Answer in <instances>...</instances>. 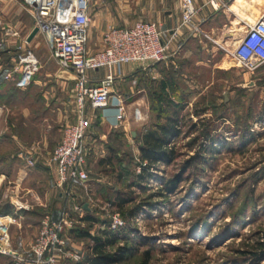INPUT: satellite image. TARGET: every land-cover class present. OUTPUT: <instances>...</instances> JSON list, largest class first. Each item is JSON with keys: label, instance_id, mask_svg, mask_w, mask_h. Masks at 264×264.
Instances as JSON below:
<instances>
[{"label": "rangeland", "instance_id": "374dc122", "mask_svg": "<svg viewBox=\"0 0 264 264\" xmlns=\"http://www.w3.org/2000/svg\"><path fill=\"white\" fill-rule=\"evenodd\" d=\"M205 7L204 16L208 17L201 30L209 37L189 34L172 56L175 64L165 67L176 89L171 95L180 105L165 108L166 112L178 111L180 119V134L171 141L174 160L153 167L145 181L132 184L141 171L136 143H123L122 137L112 134L108 143L115 151L104 145L103 159L95 153L87 155L91 179L87 189L77 182L57 186L70 196L73 213L70 209L68 213L73 221L80 219L76 213H89L95 217L90 229L93 235H101L104 229L117 233L118 240L106 245L107 252L132 239L135 245L130 257L115 264H251L240 251L252 247L264 231V64L253 73L238 66L222 47L230 46L227 40L241 34L243 23L229 31L234 16ZM89 46L96 49L98 43L89 39ZM32 49L41 67L28 88L18 89L0 77V102L4 104L0 156L7 153L14 159L11 168L0 164V171L15 180V184H7L15 185V204L25 201L29 204L26 208L38 211L43 207L40 200L53 183L42 161L59 141L63 127L75 120L77 111L73 73L54 63L39 34ZM225 60L229 64L223 63ZM163 75L134 82L135 88L141 86L147 91L148 112L129 119L131 127L137 126L140 132L164 120L151 106L159 81L167 74ZM204 131L207 137L202 135ZM29 155L34 157L33 166L26 165ZM19 168L27 173L22 182L17 178ZM177 173L182 178L176 190L161 194L165 180ZM118 193L131 196V202L118 208ZM80 201H88L91 211L75 210ZM140 202L150 205L129 216L128 211ZM113 213L121 215L123 225H110ZM29 214L24 225L11 224L9 229V244L24 254L38 234L42 217ZM69 244L84 258L93 243L83 238L70 239ZM69 262L74 261L65 264Z\"/></svg>", "mask_w": 264, "mask_h": 264}, {"label": "built area", "instance_id": "2783aa9c", "mask_svg": "<svg viewBox=\"0 0 264 264\" xmlns=\"http://www.w3.org/2000/svg\"><path fill=\"white\" fill-rule=\"evenodd\" d=\"M32 19V28L37 27L36 33L42 36L49 57L60 68L74 75L73 101L77 115L73 123L65 125L59 141L52 148L46 164L54 169L55 185L61 187L69 182H77L87 189L89 171L86 164L88 147L84 138L87 128L86 106L103 108L108 105L111 87L114 80L113 69L130 63H158L166 58L171 45L179 36L180 28L186 27L192 34H205L193 23L199 9L194 0H181L180 24L172 29L167 39L162 38L158 23L137 20L126 27H109L101 35V46L95 51L88 47L90 0H14ZM233 0H206L203 6L214 11L229 12ZM243 31L236 43L222 47L236 61L238 66L253 73L264 64V0H260L256 13L251 20L240 19ZM15 31L6 28L0 36V50L5 43V37ZM25 44H28L24 40ZM230 47V48H229ZM41 67L40 61L33 49L19 48L10 65L0 61V74L4 81L12 83L18 89L30 85L33 77ZM100 68H106L107 73L96 84L90 80L89 73ZM118 108L123 110V106ZM4 105L0 104V117ZM122 117V114L117 116ZM26 165L33 166L32 155L26 157ZM17 209L23 205L15 204ZM75 210L82 209L80 205ZM110 225L115 228L123 225L119 213L110 216ZM14 217L11 214L0 213V253L12 255L22 264H65L66 261L78 262L83 258L82 253L70 247L68 230L75 224L67 210H63L58 220L43 213L38 234L32 240L28 253L18 254L10 250V225ZM2 242L5 245H2Z\"/></svg>", "mask_w": 264, "mask_h": 264}, {"label": "crops", "instance_id": "0c3cea01", "mask_svg": "<svg viewBox=\"0 0 264 264\" xmlns=\"http://www.w3.org/2000/svg\"><path fill=\"white\" fill-rule=\"evenodd\" d=\"M99 1H107L108 4L102 5L99 3ZM180 1L181 0H92L89 8V14L91 16V24L89 27L90 42L92 40V43L94 41V44L98 43V47H100L101 35L104 30L109 27L130 26L137 20L153 21L158 23L162 32V38L167 39L172 29H175L180 24ZM205 1L206 0H194V5L199 9V11L195 15L193 23L199 25L200 29L202 28V24L208 17L207 15L204 16L206 7L203 6V3ZM114 2H118V5L112 6L111 3ZM256 5V0H233L231 2V10L236 14V18H230L231 27L229 28V31H233L235 28H238V23L240 22L239 18H246L248 9L250 7H254L256 10ZM112 8L113 11H111ZM7 27L15 31V36L10 35L5 37V43L0 50V61L4 62L5 64L8 63V65H10L14 59V54L16 56L19 48L26 47L32 49L36 34L30 41H27V36L32 29L31 17L26 14L19 6V4H17V2H15L14 0H0V36L3 35L4 30ZM187 29L188 28L183 26L180 28L179 36L176 40H179V43H172L171 50L164 60L158 63H124L113 69L115 78L111 87L108 105L106 107L96 109H93L89 105H87L85 109L88 124L84 141L89 149V155L91 153H95V155L103 159L105 156V150L102 147L105 145L106 149L107 145H109L108 137L112 134H118L119 137H122L121 142L123 143L128 142L131 144L135 141L138 149L140 141L137 137L140 135L139 132L141 131V129H137V126L136 128L131 127L129 119L134 120L136 114L142 115L143 113L148 112V102L146 97V88L141 86L135 88L136 86H134V82H136L137 79L142 80L143 77H150L154 79L161 74L170 75L168 69L166 70L165 67L171 65L172 68L173 64H175V60L172 56L179 48L180 44L184 42L183 40L187 38L189 34L193 36L197 35L192 34L191 31ZM234 38H236V36L232 37V39ZM238 38L239 36L237 37V39ZM24 40H26L28 44H25ZM88 47L90 51H95L97 49H91V46H89V40ZM223 63H225L226 65L229 64L227 60H225ZM217 67H220L222 70H227V68H224L221 65H217ZM106 73V68H100L96 71L90 72L89 77L91 82L93 84L98 83ZM163 79L164 77H162L160 81ZM34 81L35 78L33 77L31 84ZM170 96L173 99L171 94ZM0 104L4 105L1 102ZM119 105L123 106V110H120L118 108ZM135 111H137V113ZM119 114H122L121 118L117 117ZM133 130L137 132V134L135 133L134 136L131 134ZM129 134L131 135L130 137H128ZM99 147H101V149ZM119 154L120 153H118V155ZM42 164L44 168L47 169L50 174H52L51 178L53 179V183H51L52 189L51 187L48 188L47 192H45V196L40 200V203H42L43 205L42 209L46 211H42L41 209L38 211L36 210L35 213L34 210L26 208V206H28L29 204L25 201H17V204H23L24 206L21 209L15 208V180H10L7 174L0 173V205L3 203H9L11 206L9 212L0 213L11 214L14 217V222L11 227L15 225L21 227L22 225H24L23 220L26 216L30 215L29 213H35L40 217L43 213L48 212L54 220H58L60 218L63 210H67L68 215V209L71 210V214L73 213V208L71 207L72 202L69 200L70 196L67 197L66 191L57 188V186L55 185L54 169L48 166L45 161H42ZM26 175L27 173L25 168H19V174L17 177L18 181L22 182ZM89 181H91V179H89ZM95 182L99 183V181H94V183ZM10 183H14L13 186H7V184ZM28 189L30 188H27L26 191H29ZM52 191H54V193H52ZM31 192L33 193V190ZM70 193L78 195L75 191H70ZM77 204L81 206L84 212H89V210L91 211L88 201H83V203H81L80 201ZM21 210H24L27 213H23V211ZM76 214H78V217L80 219L79 221H75V224L77 223L80 226H83L84 222H81V220L85 215L82 216L80 213ZM10 250L13 253L24 254L21 253V249L19 250L16 246H13L11 244ZM2 258L5 259V262H3L2 260L0 261V264H22L9 254L0 253V260Z\"/></svg>", "mask_w": 264, "mask_h": 264}, {"label": "trees", "instance_id": "16d2710c", "mask_svg": "<svg viewBox=\"0 0 264 264\" xmlns=\"http://www.w3.org/2000/svg\"><path fill=\"white\" fill-rule=\"evenodd\" d=\"M172 79L173 78L167 74L166 77L159 82L158 91L155 93L154 102L151 105L152 109L157 111L159 116H164L163 122L156 123L149 129H144L137 137L140 141L138 145V151L139 159L141 161V171L135 175L136 181H134L132 184H140L141 182L145 181L151 175L149 172L150 169L157 167L159 164L168 165L175 158V148L173 145H171V141L180 134L181 126L179 124V114L178 111H165L166 107L174 109L180 107V105L170 96V94L176 92ZM202 135L207 137V131H204ZM108 147H110L112 151H115L113 145L109 144ZM88 153L87 155H89ZM116 153L118 154V152ZM13 162L14 159L10 158L9 154L7 153L0 156L1 165L5 164L8 168H11ZM0 173L4 172L0 171ZM181 178L182 175L177 173L166 179L163 184L164 187L161 194H164L163 192L172 194L176 190ZM129 186H131V184ZM131 199V196H126L122 193H118L115 197L118 208H122L126 203L131 202ZM143 205H150V203H137L128 211L129 216L132 217L141 209ZM10 207L11 206L9 203H3L0 205V212H9ZM21 211H23V213H27L24 210ZM82 220L81 222H84V225L80 226L77 223L74 224V226L68 230V236L70 239L85 238L91 240L93 243L92 246H90L91 252L86 254L82 260L69 263L115 264L123 262L127 257H130V254L133 250L132 246L135 245L134 242H131L132 239H125V243L123 245L118 246L112 252H107L105 250L106 245L114 244V242L118 240L119 237L117 236V233L115 234L113 231H106L104 229L100 230L101 235H93L90 232V229L93 227L95 217L92 214L87 213V215L82 217ZM260 234L261 237L256 239L252 247L240 251V254L246 258L245 260L251 261V264H264V231H262ZM148 252L149 251L146 250L144 253L147 255ZM141 264H146V261H143Z\"/></svg>", "mask_w": 264, "mask_h": 264}, {"label": "bare ground", "instance_id": "6f19581e", "mask_svg": "<svg viewBox=\"0 0 264 264\" xmlns=\"http://www.w3.org/2000/svg\"><path fill=\"white\" fill-rule=\"evenodd\" d=\"M257 1V5L256 6H258L259 5V3H260V0H256ZM256 13V10H255V8L254 7H250L249 9H248V11H247V13H246V18L244 17V18H242V19H246V20H251L252 18H253V15ZM235 14V13H234ZM233 18H236V14H235V17H233ZM238 18V17H237ZM241 18H239V20H240ZM243 27V26H242ZM244 28V27H243ZM243 31V30H242ZM237 39V37L236 38H234V39H231V40H229V41H227L226 43L228 44V45H234L235 43H236V40ZM222 40V39H221ZM225 42V41H224ZM143 117V116H142ZM21 205V204H20ZM2 245H5L3 242H2Z\"/></svg>", "mask_w": 264, "mask_h": 264}, {"label": "water", "instance_id": "95a60500", "mask_svg": "<svg viewBox=\"0 0 264 264\" xmlns=\"http://www.w3.org/2000/svg\"><path fill=\"white\" fill-rule=\"evenodd\" d=\"M38 29L37 27H33L29 33V35L27 36V41H30L34 36L35 34L37 33ZM131 134L134 136L135 135V131L133 130L131 132Z\"/></svg>", "mask_w": 264, "mask_h": 264}]
</instances>
